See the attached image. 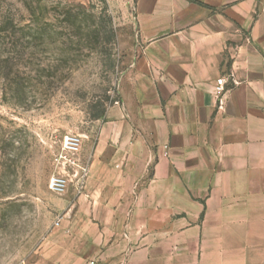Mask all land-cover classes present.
<instances>
[{
  "label": "crops",
  "instance_id": "crops-1",
  "mask_svg": "<svg viewBox=\"0 0 264 264\" xmlns=\"http://www.w3.org/2000/svg\"><path fill=\"white\" fill-rule=\"evenodd\" d=\"M128 2L135 58L32 264H264V0Z\"/></svg>",
  "mask_w": 264,
  "mask_h": 264
},
{
  "label": "rangeland",
  "instance_id": "rangeland-1",
  "mask_svg": "<svg viewBox=\"0 0 264 264\" xmlns=\"http://www.w3.org/2000/svg\"><path fill=\"white\" fill-rule=\"evenodd\" d=\"M131 14L128 0H0V264L35 262L62 196L48 189L53 155L117 99Z\"/></svg>",
  "mask_w": 264,
  "mask_h": 264
},
{
  "label": "built area",
  "instance_id": "built-area-1",
  "mask_svg": "<svg viewBox=\"0 0 264 264\" xmlns=\"http://www.w3.org/2000/svg\"><path fill=\"white\" fill-rule=\"evenodd\" d=\"M225 79L216 80L215 95H220L224 90ZM84 135L81 133H66L59 141L57 152L52 159V172L48 179V189L57 195H64L69 188L75 192H82L84 182L89 172V166L83 159L81 151ZM62 215H57L53 226H59Z\"/></svg>",
  "mask_w": 264,
  "mask_h": 264
},
{
  "label": "trees",
  "instance_id": "trees-1",
  "mask_svg": "<svg viewBox=\"0 0 264 264\" xmlns=\"http://www.w3.org/2000/svg\"><path fill=\"white\" fill-rule=\"evenodd\" d=\"M191 1H195V0H191ZM199 3L202 4L201 2ZM102 115H103V111H101L100 115H97V118L102 117Z\"/></svg>",
  "mask_w": 264,
  "mask_h": 264
}]
</instances>
